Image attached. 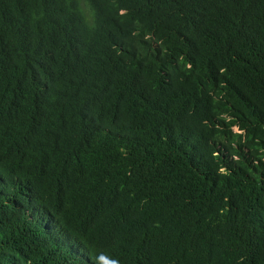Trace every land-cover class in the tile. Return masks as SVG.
I'll return each mask as SVG.
<instances>
[{
  "label": "trees",
  "instance_id": "trees-1",
  "mask_svg": "<svg viewBox=\"0 0 264 264\" xmlns=\"http://www.w3.org/2000/svg\"><path fill=\"white\" fill-rule=\"evenodd\" d=\"M0 264H264V0H0Z\"/></svg>",
  "mask_w": 264,
  "mask_h": 264
}]
</instances>
